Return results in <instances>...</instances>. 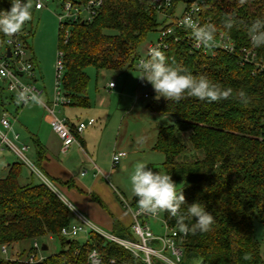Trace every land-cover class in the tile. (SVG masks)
Returning <instances> with one entry per match:
<instances>
[{
  "label": "trees",
  "instance_id": "obj_1",
  "mask_svg": "<svg viewBox=\"0 0 264 264\" xmlns=\"http://www.w3.org/2000/svg\"><path fill=\"white\" fill-rule=\"evenodd\" d=\"M71 1L80 5L89 0ZM195 1L171 0L170 6L158 9L152 0H102L91 21H67L59 31L58 49L64 54L62 86L71 98L70 106L91 107L87 67L98 71L137 67L139 48L148 34L175 27L179 5L183 10ZM10 7V0H0V10ZM203 14L216 27L215 35L224 32L234 40L235 52L216 50L208 55L194 50L188 31L179 28L175 35L180 38L168 36V47L161 51L170 63L228 91V98L208 102L185 94L179 101L159 98L147 105L169 120L159 127L153 148L165 155L166 173L180 184L178 190L189 204L202 203L214 218L208 231H189L181 264L197 260L199 264H264L262 244L255 234L256 221L264 219V73H254V65L244 62L240 53L242 47L251 46V24L264 18V0H207ZM229 17L233 18L231 29L225 27ZM24 34L31 33L26 28L14 35L0 33V48L9 37L23 40L28 48ZM255 50L264 60V47ZM32 60L37 65L34 55ZM241 91L247 103L238 98ZM0 97L2 103L8 99L16 102L17 109L22 107L1 82ZM33 144L35 164L41 169L46 149L36 138ZM23 166L20 161L12 163L7 175L0 178V245L51 235L60 240L62 250L34 264H88L93 249L98 250L103 264H111L112 259L116 264L140 263L129 250L95 231H88L84 244L64 237L62 229L77 224L76 216L43 182L23 183ZM191 223L194 221L184 220L187 228ZM112 232L134 238L130 227L116 219ZM0 264L23 263L0 259ZM155 264L165 263L155 260Z\"/></svg>",
  "mask_w": 264,
  "mask_h": 264
},
{
  "label": "rangeland",
  "instance_id": "obj_2",
  "mask_svg": "<svg viewBox=\"0 0 264 264\" xmlns=\"http://www.w3.org/2000/svg\"><path fill=\"white\" fill-rule=\"evenodd\" d=\"M29 2L32 6L31 19L26 21L21 29L26 28L27 32L31 33L30 36L24 34L27 36L28 52L30 56L34 55L38 61V67L36 66L34 71L35 80H33V83H35L39 88H46L48 94L52 97L55 86L57 53L59 50V16L65 15V12L62 6V0H47L44 9L37 12L33 11L35 4L34 1L29 0ZM182 7L183 5L180 4L179 9L177 10L178 15L182 13ZM85 15L86 14L83 16L85 17ZM159 36V29L148 34L146 40L139 48V57L144 58L147 56L146 48L150 44H155ZM86 72L90 77L87 95L89 97L91 107L89 109L82 108L80 111L81 114L78 115L79 120H76L87 121L90 116L94 115L93 119L95 120L96 118L97 122L103 124L105 123L104 120L107 119L106 117L111 119L105 133V140H103L102 143H100V141L98 142L100 147V162L98 167L105 174L104 176L103 174L100 176L101 182H103L105 188H107L106 196H104V194L100 195L99 192L98 193L102 198V202L106 204L107 209L103 210L101 206H99L104 216L108 217L109 220H112V216L109 213L110 211L111 213L120 216L122 221L126 223L122 225H124L125 228L130 227L131 230L130 223L132 222V217L130 212L126 209V207H123L120 204L116 196L122 197V195H124L130 203L133 202L135 196L131 191L129 176L134 170L135 165L139 162L147 163L148 167L152 168L154 171L166 173L163 166L165 155L153 148L159 127L161 125L168 124L169 120L147 107L151 101L157 99L156 93L150 83L139 77L141 75V71L137 67L128 71H98L95 67L90 66L86 68ZM110 82L116 84L117 88L109 91L107 84ZM47 92L44 93L43 98H45L47 103L51 104L52 98L47 97ZM146 94L149 98H145ZM102 99L103 105L99 107L101 111L96 113V111H93V108H95L96 105H100ZM32 104L41 106L39 102ZM30 107H32V105L20 107L19 113L24 108L26 110ZM66 112H68V110ZM66 112L61 111L60 114L62 116H66ZM12 119L15 120L13 116ZM96 127L100 128V125H97ZM90 129L91 127H89V130ZM19 135L20 139L17 141L18 145L22 143L29 145L30 150L27 152V155L33 162H35L34 150L32 149L28 135L22 131L19 132ZM10 137L13 138V135L10 134ZM116 143L117 151H124L127 153V156L122 158L120 165L117 166L115 170H112L114 168L111 169L112 156L110 150L113 149ZM135 149L138 150L135 151ZM78 153V150L72 149L67 155H60L62 159L70 155L74 156L76 163H74L73 166L77 169L75 170L76 174H80L82 171L84 172L85 168L89 169L87 165L88 163L85 161H83V163L79 166L78 160H82L83 157ZM13 161L17 162L19 159L12 151L4 149L0 152V178L7 175V164L13 163ZM30 176V170L26 166H23L22 178L30 179ZM33 179L36 183L41 181L37 176ZM50 179L62 195L68 201L73 202L68 195L65 194L63 186L55 179ZM179 187L180 184L177 183V189ZM115 204L117 205V208L114 207ZM73 205L76 206L75 203ZM76 208L79 209L77 206ZM76 221L80 222L78 219H76ZM150 224H152V230L155 234L162 233V228L158 221L150 219ZM95 225L105 232L113 233L112 224ZM255 234L256 238L262 244V251H264V219L256 221ZM73 239L80 244L86 243L88 240V231H80L73 237ZM37 241L40 244H46L48 249L35 250L33 247L34 240L31 239L11 245L7 255L4 257L10 258L9 260L12 259L16 262L26 264L25 262L29 261L32 253L37 254V259H41L57 254L62 250L60 240L52 237L51 235L40 237ZM199 262L200 260L194 262L191 261L188 264H199Z\"/></svg>",
  "mask_w": 264,
  "mask_h": 264
},
{
  "label": "built area",
  "instance_id": "obj_3",
  "mask_svg": "<svg viewBox=\"0 0 264 264\" xmlns=\"http://www.w3.org/2000/svg\"><path fill=\"white\" fill-rule=\"evenodd\" d=\"M34 9L42 10L46 6L47 0H33ZM207 0H196L194 3L188 5L182 10V13L177 16L175 27L170 26L160 31V36L155 44H150L146 48L147 56L139 58L137 68L140 62L148 57L150 49H166L168 43L167 37L175 35V28L188 31L186 34L189 43L194 50H200L204 54L214 55L216 50H223L233 53L236 50L234 40L226 33L220 32L214 35V40L209 46H204L194 40L191 29L185 28L182 21L185 18L191 19L194 24L204 26L210 24V18L203 14V5ZM154 6L158 9L170 6L171 0H152ZM102 5V0H89L85 4L75 5L71 0H65L62 3L65 15H60V29H64L67 21H91L93 16L97 13V9ZM164 11V10H163ZM84 14L85 17L83 16ZM68 30H65V35L68 36ZM176 36V35H175ZM180 36H176L178 40ZM28 48L23 40L9 37L6 40L4 48H0V82L4 83L8 92L13 94L22 105H27L32 102H39L42 104L49 113V123L53 132L62 141V151L66 152L74 143L77 142L75 133L82 132L87 125L94 124L93 118L89 119L87 123L81 122L77 126H73L67 116L60 114L65 106L71 104V98L64 92L62 86V79L64 75V62L63 51L58 50L56 71H55V86L54 93L51 99V104L43 99L44 90L39 88L34 81L35 63L32 60V55H29ZM10 53V56L8 55ZM242 59L246 63L254 65V73H264V60L258 56L255 47L251 46L242 47L240 49ZM140 69V68H139ZM114 83H109L112 88ZM23 95V99H20ZM35 97V99H33ZM146 98L149 96L146 94ZM13 119L9 112L5 111L0 117V150L8 149L12 151L19 159V161L26 166L41 182L53 190L67 206L72 210L76 218L80 221L70 227L62 229V235L67 238H73L80 231H95L104 238L113 241L125 249L133 253L140 261L139 264H155V260H160L165 264H181L183 258L184 244L188 239L189 231H181L180 224H177V217H171L166 211H159L157 214H149L137 206H133L128 200L123 197V204L127 210L132 214L133 223L131 224V231L134 238H125L114 233H108L101 230L98 226L93 224L86 218L75 206L70 203L62 193L54 186L51 179L44 174V172L33 162L27 152L30 147L26 144L18 145L17 141L20 135L15 132L13 126ZM13 135V138L10 137ZM127 153L124 151H117L112 156L111 167L116 168L120 165L122 158L126 157ZM150 219H155L159 222L162 233L155 234L152 230ZM187 229V227H185ZM33 247L35 250L43 249L44 244H40L34 238ZM10 244L0 245V259L9 260L10 258L4 257L7 255ZM44 258L37 259V254L32 253L29 261L26 264H34L43 260ZM111 264H116L112 259ZM88 264H103L102 258L98 250L93 249L88 255ZM132 264V263H128Z\"/></svg>",
  "mask_w": 264,
  "mask_h": 264
},
{
  "label": "clouds",
  "instance_id": "obj_4",
  "mask_svg": "<svg viewBox=\"0 0 264 264\" xmlns=\"http://www.w3.org/2000/svg\"><path fill=\"white\" fill-rule=\"evenodd\" d=\"M11 7L0 10V33L14 35L19 32L24 23L31 19V3L29 0H10ZM185 28L191 29L195 41L209 46L214 40L216 27L213 24L198 26L191 19L182 21ZM225 27H233V18L225 21ZM250 42L255 47H264V18L256 19L249 28ZM142 79L151 84L156 98L163 97L179 101L185 94L213 102L227 99L228 91H224L212 84L207 77L194 76L180 65L170 63L166 55L158 48L150 49L148 57L139 65ZM21 95L20 99H23ZM238 98L247 103L246 94L241 91ZM35 99V97H33ZM131 191L137 199L139 208L155 215L159 211H166L169 216L177 217L180 230L206 232L214 223L213 215L200 202L189 204L184 192L177 189L172 175L161 171H154L147 163L139 162L135 165L130 176ZM67 203V202H65ZM186 209L185 211H181ZM188 219L190 228H185L184 220Z\"/></svg>",
  "mask_w": 264,
  "mask_h": 264
},
{
  "label": "crops",
  "instance_id": "obj_5",
  "mask_svg": "<svg viewBox=\"0 0 264 264\" xmlns=\"http://www.w3.org/2000/svg\"><path fill=\"white\" fill-rule=\"evenodd\" d=\"M33 11L37 12L40 10L33 9ZM36 66L38 67V61ZM1 84L5 87L4 83L1 82ZM107 87L108 90L110 91L112 89L117 88V85L114 84V86L110 88L108 83ZM41 89L44 90V93L47 92L46 88H41ZM46 95L48 98H52L50 97V94H48V92L46 93ZM4 96H8V93L6 91L4 92ZM43 99L44 101H46L45 98ZM2 101L3 98L0 97V117L3 112L7 111L11 114V116L15 118V120L13 121L15 132L19 134V132L22 131L23 133L28 135L30 139V143L32 145V149L34 150L35 158H36V150L33 144V138H36L42 144V146L46 149V158L41 162L42 171H44L49 178L55 179L58 183H60L63 186V190L65 194L68 195V197L76 204V206L79 208L78 210L86 218L91 220L93 224H112V229L115 219L118 220L121 224H126L125 222L122 221L120 216L115 215L110 211L109 213L112 216V220H109L108 217L104 216V214L100 209V206L103 210L107 209L106 204L102 202V198L100 196L103 194L104 196H106L107 188H105V185L103 184V182H101V176H100L102 174L104 176L105 174L98 167V164L100 162L99 160L100 147L98 142L100 141V143H102V141L105 140V133L108 124L110 123L111 120L109 119V117H106L108 120L105 119L104 120L105 123L103 124L97 122V119L95 118L94 124L87 125L82 132H76L75 136L77 142L74 143L66 152H63L62 141L53 132L49 123V113L42 104L39 103L41 106H38L36 104H32L35 102L29 103L27 104V106L32 105V107L26 110L24 108L19 113L20 109H17L16 102L10 101L8 99L7 102L4 103H2ZM102 105H103V99L101 100L100 105H96V107L93 108V111H96V113L98 111L100 112L101 109L99 107H101ZM67 110L68 112H66ZM81 110L82 108L69 105L63 107L61 111L67 113L66 116L68 117V119L70 120L73 126H77L81 122L87 123L90 118H94L93 115L90 116V118L87 121H83V120L78 121L79 120L78 115L81 114L80 112ZM97 125H100V128H97L96 127ZM89 127H91L90 130ZM72 149L78 150L79 152L78 154H81L83 157L82 160H78L77 158V160L79 161V166L83 163V161L88 163L87 165L89 169L85 168L84 169L85 173L82 171L80 174H76L75 170L77 169L74 168L73 166V164L76 163V159L74 158V156L70 155L68 157H65L64 159L60 157V155H67ZM137 150L138 149H135V151ZM2 151L3 150H0V152ZM110 152H111V156H113V154L117 152V143L115 144L113 149L110 150ZM14 162L15 161H13V163ZM11 164L12 163L7 164L8 170ZM116 168L112 169L111 167L112 170H115ZM33 178H35V176H32L31 174L30 179L22 178V182L23 183L31 182V180H34ZM98 192L100 193V195ZM122 197L124 199L126 198L124 195H122ZM116 198L120 202V204L123 207H125L122 198L119 196H116ZM69 202L74 204L71 201ZM132 205L137 206V200L135 198L132 202ZM114 207L117 208V205L115 204ZM130 215L132 217L131 212ZM132 223H133V218L130 224Z\"/></svg>",
  "mask_w": 264,
  "mask_h": 264
},
{
  "label": "water",
  "instance_id": "obj_6",
  "mask_svg": "<svg viewBox=\"0 0 264 264\" xmlns=\"http://www.w3.org/2000/svg\"><path fill=\"white\" fill-rule=\"evenodd\" d=\"M8 55L10 56V53ZM43 249L44 250H47L48 249V246L46 244H44Z\"/></svg>",
  "mask_w": 264,
  "mask_h": 264
}]
</instances>
